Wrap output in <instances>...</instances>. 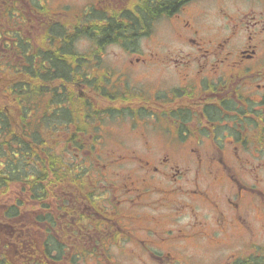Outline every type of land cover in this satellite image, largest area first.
I'll return each mask as SVG.
<instances>
[{
    "label": "flooded vegetation",
    "instance_id": "1",
    "mask_svg": "<svg viewBox=\"0 0 264 264\" xmlns=\"http://www.w3.org/2000/svg\"><path fill=\"white\" fill-rule=\"evenodd\" d=\"M52 5L0 0V62L29 18L44 33L86 23L92 58L79 65L73 47L67 67L86 71L72 85H86L87 104L60 143L74 158L46 177L30 161L9 185L0 264H264V0ZM113 21L125 29L102 51L124 53L125 73L94 59L96 27ZM58 50L42 48L38 68L57 67ZM135 71L155 83L133 85ZM112 119L136 136L119 155Z\"/></svg>",
    "mask_w": 264,
    "mask_h": 264
},
{
    "label": "trees",
    "instance_id": "2",
    "mask_svg": "<svg viewBox=\"0 0 264 264\" xmlns=\"http://www.w3.org/2000/svg\"><path fill=\"white\" fill-rule=\"evenodd\" d=\"M173 9L168 5L157 8L158 11ZM123 29L122 24L114 21L108 26L96 27L95 53L116 43V34ZM67 32L66 27H60L46 37L36 35L35 38L15 33L12 48L7 47L13 55L8 57L10 64L0 67V202L6 200L12 182H23L30 161L38 165L36 175L46 177L47 170L64 159L54 151L52 137L59 131L65 133L67 125H79L83 121L84 117L77 114L84 111L77 107L85 106L87 92L74 87L75 90L72 84L84 79L86 71L81 68L73 71L67 66L72 62L71 48L75 41L87 37L89 29L83 23L74 35ZM55 41L62 50L51 52L53 61L49 62L57 67L47 71L39 69L43 57L41 48H54ZM76 56L79 65L86 61V56ZM82 87L87 89L86 85Z\"/></svg>",
    "mask_w": 264,
    "mask_h": 264
},
{
    "label": "rangeland",
    "instance_id": "3",
    "mask_svg": "<svg viewBox=\"0 0 264 264\" xmlns=\"http://www.w3.org/2000/svg\"><path fill=\"white\" fill-rule=\"evenodd\" d=\"M52 1L53 5L57 6V3H62L63 4V0H50ZM38 4V3H37ZM51 6L52 9H54V6ZM61 8H56V11H59ZM79 13V12H78ZM42 27L39 25V21L38 19H34V18H29L28 19V23L25 25L24 30H25V34L28 35L31 38H35L36 35H41L43 34V30L41 29ZM79 45V52L84 53L85 51L88 50L89 48V44L85 41L82 42V40L80 41V43H78ZM106 57L104 58V62L107 65H118V68H115L116 66H114V69H119L121 68H125V61H126V56L124 55V53H119L118 49L116 48H111L107 51L106 53ZM120 65V66H119ZM117 70V71H119ZM120 73H125V71L123 69L120 70ZM130 77L132 79V84H138V86H144V85H152L154 84V80L150 78L144 85H140L138 82L140 81L141 77H142V72H138L135 71L133 73L130 74ZM131 125L132 122L130 120H110L109 121V126H108V131L110 133L114 132V135L116 136L115 139L117 140V144L121 143L123 144V146L125 147L124 149L119 148V149H115L116 151H118V155L121 153H125L129 148L133 149L135 147L136 144V136H133L130 129H131ZM113 129V131H112ZM116 131V132H115ZM109 139V137H108ZM104 151V155H106L107 153L109 154L112 150L109 147H105ZM102 163H106L107 159H102L101 160ZM4 205H6V202H2L0 204V207H3Z\"/></svg>",
    "mask_w": 264,
    "mask_h": 264
}]
</instances>
